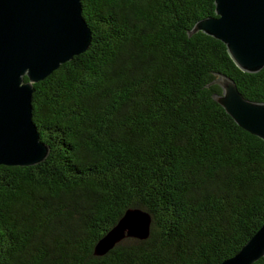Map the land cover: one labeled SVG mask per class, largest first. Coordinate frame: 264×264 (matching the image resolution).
Returning <instances> with one entry per match:
<instances>
[{"label":"trees","instance_id":"16d2710c","mask_svg":"<svg viewBox=\"0 0 264 264\" xmlns=\"http://www.w3.org/2000/svg\"><path fill=\"white\" fill-rule=\"evenodd\" d=\"M91 44L34 84L32 121L50 149L0 166V264H220L264 222V141L213 100L219 73L264 102V68L239 70L218 40L187 31L214 0H81ZM26 81V79H25ZM146 240L103 256L126 210ZM253 264H264V257Z\"/></svg>","mask_w":264,"mask_h":264},{"label":"water","instance_id":"95a60500","mask_svg":"<svg viewBox=\"0 0 264 264\" xmlns=\"http://www.w3.org/2000/svg\"><path fill=\"white\" fill-rule=\"evenodd\" d=\"M215 16L198 21L187 36L202 32L220 41L244 73L264 68V0H214ZM91 31L82 17L81 0H0V166L32 167L45 161L49 147L32 121L34 84L83 54ZM213 82L221 94L213 100L234 123L264 141V102L245 99L225 75ZM26 79V81H25ZM150 215L126 210L96 243L103 256L126 238L146 240ZM264 257V222L233 257L220 264H253Z\"/></svg>","mask_w":264,"mask_h":264}]
</instances>
